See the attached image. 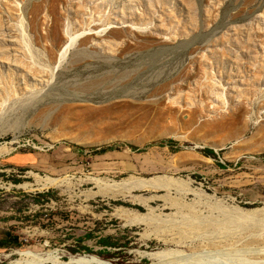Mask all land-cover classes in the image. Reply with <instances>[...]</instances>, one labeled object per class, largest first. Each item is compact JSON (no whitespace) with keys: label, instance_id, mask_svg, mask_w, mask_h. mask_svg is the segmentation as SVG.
<instances>
[{"label":"rangeland","instance_id":"obj_1","mask_svg":"<svg viewBox=\"0 0 264 264\" xmlns=\"http://www.w3.org/2000/svg\"><path fill=\"white\" fill-rule=\"evenodd\" d=\"M82 256L264 264V0H0V264Z\"/></svg>","mask_w":264,"mask_h":264},{"label":"bare ground","instance_id":"obj_2","mask_svg":"<svg viewBox=\"0 0 264 264\" xmlns=\"http://www.w3.org/2000/svg\"><path fill=\"white\" fill-rule=\"evenodd\" d=\"M66 49V48H65ZM47 182L48 183H50V184H56V183H58V179L56 178V179H52V178H48L47 179ZM257 212V210H254V211H252L251 213H256ZM22 253V252H21ZM29 253V252H28ZM165 253V252H164ZM169 254V253H168ZM178 254V253H177ZM180 254H182V253H180ZM22 255H24V253H22ZM21 255V256H22ZM32 256V255H31ZM30 256V257H31ZM180 256V255H179ZM23 257H25V256H23ZM27 257H29V256H27ZM215 259V258H214ZM217 259L218 258H216V261H217ZM220 260L218 259V261L216 262V263H214V262H211V263H209V264H218V262H219ZM249 260H247V262H248ZM21 262V261H20ZM19 264V262L17 261L16 262V264ZM245 263V262H244ZM66 264H107L106 262H104L103 260H100V259H98L97 257H94V256H82V257H79V258H73V259H71V261H70V263H66ZM224 264V263H223Z\"/></svg>","mask_w":264,"mask_h":264}]
</instances>
